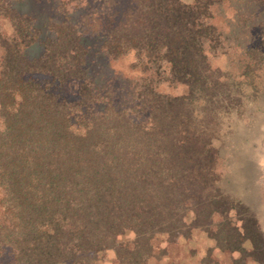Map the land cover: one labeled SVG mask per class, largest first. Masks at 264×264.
<instances>
[{"label": "trees", "instance_id": "trees-1", "mask_svg": "<svg viewBox=\"0 0 264 264\" xmlns=\"http://www.w3.org/2000/svg\"><path fill=\"white\" fill-rule=\"evenodd\" d=\"M217 1L134 0L107 24L105 53L131 52L140 69L132 104L119 108L86 76L74 22H47L41 52L27 56L23 47L40 29L0 0L13 29L0 33V264H95L108 248L112 264H148L153 235L174 240L194 228L219 249L237 251L231 264H245L246 256L264 264L255 216L218 184L216 104L231 93L224 72L211 65L226 48L212 21ZM249 3L261 15L264 0ZM253 36L243 58L249 70L264 65L263 28ZM160 76L184 91L158 87ZM71 80L75 97L50 88Z\"/></svg>", "mask_w": 264, "mask_h": 264}, {"label": "rangeland", "instance_id": "rangeland-1", "mask_svg": "<svg viewBox=\"0 0 264 264\" xmlns=\"http://www.w3.org/2000/svg\"><path fill=\"white\" fill-rule=\"evenodd\" d=\"M10 1L19 12L29 14L33 25L40 29L39 38L23 47L27 56L41 52V39L48 34L47 22L70 20L82 31L81 41L86 49L83 66L92 87L100 97L111 100L116 107L132 104L134 81L140 74L139 66L132 64L136 62L134 54L130 52L112 59L101 43L107 24L122 19L123 13L133 8L134 0ZM260 12V7L249 3V0H219L212 5V21L221 31L226 48L211 58V65L224 72L231 98L216 104L218 120L211 141L218 151L216 170L220 189L248 207L264 235V65L253 70H249V65L247 68L243 66L245 48L249 46L251 37L260 29L264 30V10L261 15ZM94 18L99 21L97 29L92 26ZM0 33L4 36L13 34L10 22L1 14ZM1 51L0 46V54ZM53 84L50 88L59 96L75 97V80L62 86ZM158 87L172 93L184 91V86L168 84L161 76ZM228 215L233 223L237 222L233 211ZM189 217L188 213L186 220ZM219 218L215 214L212 224ZM129 236L127 233L118 239ZM150 243L148 264H231L232 259L238 256L237 251L219 249L213 238L200 228H194L187 236H178L174 240L158 233L152 236ZM244 245L248 247L247 241ZM113 260V250L108 248L98 253L95 264H112ZM244 261L245 264H259L249 256Z\"/></svg>", "mask_w": 264, "mask_h": 264}]
</instances>
